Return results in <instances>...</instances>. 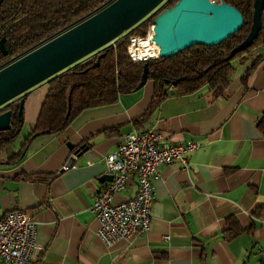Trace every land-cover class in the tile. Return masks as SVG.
I'll return each mask as SVG.
<instances>
[{"label": "crops", "instance_id": "crops-1", "mask_svg": "<svg viewBox=\"0 0 264 264\" xmlns=\"http://www.w3.org/2000/svg\"><path fill=\"white\" fill-rule=\"evenodd\" d=\"M259 51L264 55V47ZM249 64L247 59L231 74L225 95H213L207 85L184 94L171 89L135 124L153 98V82L147 80L113 102L84 109L62 132L32 138L19 160L0 164V217L21 209L37 224L39 255L28 264H260L264 138L257 123L264 111V58L244 84L240 78ZM46 82L23 95L19 148L34 128ZM149 127L163 144L192 141L197 147L187 154V170L178 161L161 165L153 181L149 230L107 247L96 234L91 210L94 194L110 181L104 157L123 134ZM107 129L113 133H104ZM19 148L1 150L0 160ZM77 148L79 154L73 155ZM35 172L53 177L23 179ZM136 191L137 179L131 176L114 199ZM228 220L245 229L230 241L223 233L230 228Z\"/></svg>", "mask_w": 264, "mask_h": 264}, {"label": "trees", "instance_id": "trees-1", "mask_svg": "<svg viewBox=\"0 0 264 264\" xmlns=\"http://www.w3.org/2000/svg\"><path fill=\"white\" fill-rule=\"evenodd\" d=\"M112 0H2L0 3V39L5 37L8 53L0 52V68L44 41L51 39L80 20L90 16ZM176 0H167L161 10L171 7ZM234 6L243 17L239 30L217 45L196 44L185 48L171 57H157L147 61H134L126 51L127 35H144L153 16H146L124 34L98 52L88 55L72 67L46 80L47 90L34 123L32 132L24 137L20 148L0 164L19 160L32 138L62 132L84 109L113 102L119 94L136 90L141 79L143 64L146 63V81L153 82V98L148 108L133 119L135 124L143 122L150 110L170 94L190 93L207 85L215 96L225 95L230 76L235 70L233 59L239 64L250 59L241 81L264 58L259 49L264 47V4L261 10V27L252 44L227 59L229 52L240 44L248 34L253 21L254 0H224ZM126 34V35H125ZM68 96L70 108L68 110ZM18 100L8 103L0 112L11 110V128L0 131V151L13 142L19 134L22 123L18 120ZM258 128L264 138V111L258 120ZM104 133H113L107 129ZM50 173L35 172L24 174L23 179L33 182H48ZM230 228L225 229L224 239L230 241L243 232L234 220H228Z\"/></svg>", "mask_w": 264, "mask_h": 264}, {"label": "water", "instance_id": "water-1", "mask_svg": "<svg viewBox=\"0 0 264 264\" xmlns=\"http://www.w3.org/2000/svg\"><path fill=\"white\" fill-rule=\"evenodd\" d=\"M163 0H112L90 16L80 20L51 39L31 49L0 68V109L18 100L21 120L23 95L34 86L72 67L90 54L98 52L124 34L146 16H153L152 40L158 46V57H171L192 45H217L239 30L242 14L224 0H176L161 11ZM2 0H0V3ZM264 0H254L253 21L245 39L227 55L249 47L261 27ZM5 37L0 52L8 53ZM146 63L136 89L146 82ZM70 97L68 96V110ZM11 110L0 112V131L11 128ZM68 147L73 149L71 143ZM81 149L73 151L79 154ZM73 160V158H72ZM111 180V175L109 174Z\"/></svg>", "mask_w": 264, "mask_h": 264}, {"label": "built area", "instance_id": "built-area-1", "mask_svg": "<svg viewBox=\"0 0 264 264\" xmlns=\"http://www.w3.org/2000/svg\"><path fill=\"white\" fill-rule=\"evenodd\" d=\"M152 35V21L144 35H127L129 43L126 51L132 60L144 62L158 57V46ZM144 39L148 46L155 47L156 56H139L143 47L139 41ZM115 43V39L110 42ZM195 147L197 144L192 141L163 144L160 134L151 127L134 129L121 136L116 149L104 157L111 180L94 194L91 205L98 223L96 234L105 246L129 242L149 230L150 208L154 199L153 181L161 165L178 161L187 170V154ZM131 176L137 179L135 195L116 201L114 196L125 189ZM36 239L37 224L28 211L11 209L0 217V261L3 263L33 262L40 250ZM260 264H264V248L260 251Z\"/></svg>", "mask_w": 264, "mask_h": 264}, {"label": "rangeland", "instance_id": "rangeland-1", "mask_svg": "<svg viewBox=\"0 0 264 264\" xmlns=\"http://www.w3.org/2000/svg\"><path fill=\"white\" fill-rule=\"evenodd\" d=\"M167 0H163L161 3H160V5H159V7H161L165 2H166ZM233 64L235 65V70L237 71V70H239L240 69V64H239V59H237V58H235V59H233ZM234 70V71H235ZM25 131V127L22 129V132H24ZM22 132H20V134L21 135H24ZM20 138H16L12 143H10V144H7L6 146H5V148L3 149L4 151H7V152H12L11 151V149H16V148H19V145H20Z\"/></svg>", "mask_w": 264, "mask_h": 264}, {"label": "bare ground", "instance_id": "bare-ground-1", "mask_svg": "<svg viewBox=\"0 0 264 264\" xmlns=\"http://www.w3.org/2000/svg\"><path fill=\"white\" fill-rule=\"evenodd\" d=\"M140 45L143 47L140 48L139 56H156V50H154L155 47H150L146 44V39L139 41Z\"/></svg>", "mask_w": 264, "mask_h": 264}]
</instances>
